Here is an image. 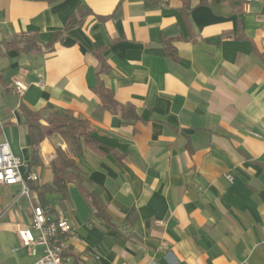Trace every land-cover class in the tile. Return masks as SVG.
Masks as SVG:
<instances>
[{
    "label": "crops",
    "instance_id": "obj_1",
    "mask_svg": "<svg viewBox=\"0 0 264 264\" xmlns=\"http://www.w3.org/2000/svg\"><path fill=\"white\" fill-rule=\"evenodd\" d=\"M156 2L0 0V136L21 158L23 177L39 176L27 179L30 198L22 183L0 185V264L41 255L18 229L53 181L56 148H68L54 134L33 163L22 105L43 122L55 110L89 117L100 142L102 151L86 147L75 159L109 221L75 183L68 198L45 195L44 205L73 225L68 242L81 260L71 256L73 264H264V1ZM80 5L92 13L67 29ZM19 34H37L42 49L6 50L3 40ZM101 58L104 85L138 118L101 108Z\"/></svg>",
    "mask_w": 264,
    "mask_h": 264
},
{
    "label": "trees",
    "instance_id": "obj_2",
    "mask_svg": "<svg viewBox=\"0 0 264 264\" xmlns=\"http://www.w3.org/2000/svg\"><path fill=\"white\" fill-rule=\"evenodd\" d=\"M148 1L158 2L156 0ZM183 9L187 18L190 6L187 5ZM90 13H92L90 8L85 5H80L76 11L68 16L66 28L68 29L80 23ZM53 41L48 44V47H52ZM3 44L6 50L16 48L19 51L37 53L42 49L37 34L14 35L9 39H4ZM165 46L169 56L176 58V48L172 44L171 39L165 40ZM107 67L108 65L105 60L101 58L100 65L96 70L98 81L95 86V90L101 98V108L110 109L125 118H138V113L134 105L120 103L115 98L114 92L104 85L101 79V73ZM21 109L25 124L29 128L31 136V157L33 163L36 164L40 161V143L44 139L56 134L60 135L68 145L67 149H63L61 146L56 148V157L51 161V167L54 173L53 181L38 189L42 201L41 204L45 206L44 203L47 202L45 195L48 192H58L62 195L63 199L68 198L69 185L75 183L89 203L95 208L96 213L109 221L105 202L97 191H90L85 187L83 184L85 177L75 159L76 156L83 154L86 147H92L102 151L100 142L93 136V127L90 118L76 116L71 110H55L47 116L46 122H43V116L39 110H33L24 105L21 106ZM112 151L116 154L117 159L121 160L120 153L116 149ZM48 210L52 212L51 209ZM64 256H72L79 263L81 261L79 255L72 251L70 246L64 253Z\"/></svg>",
    "mask_w": 264,
    "mask_h": 264
},
{
    "label": "built area",
    "instance_id": "obj_3",
    "mask_svg": "<svg viewBox=\"0 0 264 264\" xmlns=\"http://www.w3.org/2000/svg\"><path fill=\"white\" fill-rule=\"evenodd\" d=\"M245 2L264 0H242ZM15 87L23 95L27 87L22 80H15ZM22 160L16 155L7 139L0 136V185L22 183V194L30 198L27 179L37 180V173H31L27 179L21 173ZM33 218L30 224L18 229L22 243L34 253L37 246H42L41 255L31 264H73L71 256H64L69 248L68 238L73 233V225L62 217H56L40 203H31ZM122 264H130L128 261Z\"/></svg>",
    "mask_w": 264,
    "mask_h": 264
},
{
    "label": "rangeland",
    "instance_id": "obj_4",
    "mask_svg": "<svg viewBox=\"0 0 264 264\" xmlns=\"http://www.w3.org/2000/svg\"><path fill=\"white\" fill-rule=\"evenodd\" d=\"M43 116V115H42Z\"/></svg>",
    "mask_w": 264,
    "mask_h": 264
}]
</instances>
